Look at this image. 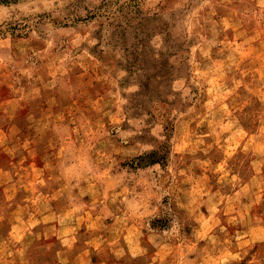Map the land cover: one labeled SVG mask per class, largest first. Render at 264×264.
Listing matches in <instances>:
<instances>
[{"label": "rangeland", "instance_id": "obj_1", "mask_svg": "<svg viewBox=\"0 0 264 264\" xmlns=\"http://www.w3.org/2000/svg\"><path fill=\"white\" fill-rule=\"evenodd\" d=\"M0 264H264V0L0 4Z\"/></svg>", "mask_w": 264, "mask_h": 264}, {"label": "trees", "instance_id": "obj_2", "mask_svg": "<svg viewBox=\"0 0 264 264\" xmlns=\"http://www.w3.org/2000/svg\"><path fill=\"white\" fill-rule=\"evenodd\" d=\"M28 0H0V4L2 5H12V4H18L21 2H25ZM144 44L142 43L141 46H143ZM129 75H132V72L130 70H128ZM179 75L178 72L169 74V75H165V74H160L156 76V79H158L156 82H159L160 80H174L175 77H177ZM139 86V90L137 93H135L133 96H135L136 98H143V97H147L149 98V101L151 103L153 102H166V103H170L171 104V100L170 97L173 94L172 90H164L163 88H156V89H151L149 90V88L144 87V85L142 83L138 84ZM133 98V97H132ZM130 108H133V100L131 101L130 98ZM167 129V128H166ZM140 139H143L142 137H140ZM155 153H152V155ZM151 161H155L156 163L160 162V159L158 158H152Z\"/></svg>", "mask_w": 264, "mask_h": 264}]
</instances>
